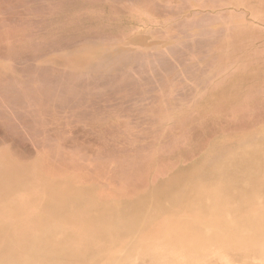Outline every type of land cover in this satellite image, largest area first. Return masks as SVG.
I'll return each instance as SVG.
<instances>
[{
  "label": "rangeland",
  "instance_id": "1",
  "mask_svg": "<svg viewBox=\"0 0 264 264\" xmlns=\"http://www.w3.org/2000/svg\"><path fill=\"white\" fill-rule=\"evenodd\" d=\"M263 1L0 0V264H81L144 190L209 171L215 148L264 154ZM261 158L243 177L259 189ZM177 227L130 264H183L162 244Z\"/></svg>",
  "mask_w": 264,
  "mask_h": 264
},
{
  "label": "bare ground",
  "instance_id": "2",
  "mask_svg": "<svg viewBox=\"0 0 264 264\" xmlns=\"http://www.w3.org/2000/svg\"><path fill=\"white\" fill-rule=\"evenodd\" d=\"M226 149V146L215 148L213 157L198 160L208 162V167L211 168L209 171L203 166H196L194 175L172 188L165 179L162 183L164 189L160 188L159 193L155 191L157 184L153 185L148 192L143 191L145 196L143 192L136 195V204L130 206L133 208H125L116 213V220L100 221L113 222L114 225L110 229L107 226L97 229L103 239L85 252L87 256L81 264H102L92 258L93 254H101L103 264H130L138 238L142 240L140 247L144 245L148 249V244L150 248L154 244L149 237L156 238L165 232L163 227H158L153 236H147L157 223L160 226L178 223L175 231L162 244L168 247L180 244V252L187 255L184 256L187 260L183 264H193L192 258L198 260L196 264H215L212 261L214 257H210L212 253L218 254V260L224 259L227 264H241L240 262H245L250 257L264 260V188L259 189L257 181L248 185L243 179L252 170L248 163L250 159L254 164L261 157L264 158V154L242 148L237 155L232 152L226 157ZM240 157L242 160L232 168L225 169L220 165ZM177 172L179 171L172 173L169 178H174ZM204 175L208 176L207 179L198 186V180ZM187 188L194 190L195 194L184 198L183 192ZM104 213L107 214L105 210L100 212ZM141 223L143 228L139 227ZM138 228L141 230L140 234L136 233ZM146 238L149 239L145 240ZM153 263L158 264L155 261Z\"/></svg>",
  "mask_w": 264,
  "mask_h": 264
}]
</instances>
